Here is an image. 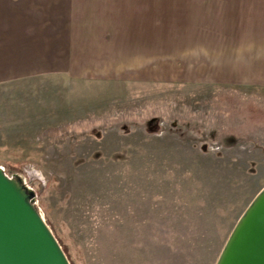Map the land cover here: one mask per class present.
Instances as JSON below:
<instances>
[{"label":"rangeland","instance_id":"rangeland-1","mask_svg":"<svg viewBox=\"0 0 264 264\" xmlns=\"http://www.w3.org/2000/svg\"><path fill=\"white\" fill-rule=\"evenodd\" d=\"M117 8L87 56L0 82V167L71 264H216L264 187V0Z\"/></svg>","mask_w":264,"mask_h":264},{"label":"crops","instance_id":"crops-1","mask_svg":"<svg viewBox=\"0 0 264 264\" xmlns=\"http://www.w3.org/2000/svg\"><path fill=\"white\" fill-rule=\"evenodd\" d=\"M120 1L0 0V82L47 73L57 65H64L63 58L73 64L80 55L87 56L77 50L81 41L90 32L114 31L111 17ZM122 3L124 14L126 8ZM158 3L156 7L161 6ZM187 6L185 3L184 9ZM102 40L106 43L111 37ZM66 48H70L67 55ZM99 54L106 56L108 52L103 50ZM259 64L264 65V61Z\"/></svg>","mask_w":264,"mask_h":264},{"label":"water","instance_id":"water-1","mask_svg":"<svg viewBox=\"0 0 264 264\" xmlns=\"http://www.w3.org/2000/svg\"><path fill=\"white\" fill-rule=\"evenodd\" d=\"M0 264H71L29 191L2 167ZM216 264H264V187L234 227Z\"/></svg>","mask_w":264,"mask_h":264}]
</instances>
